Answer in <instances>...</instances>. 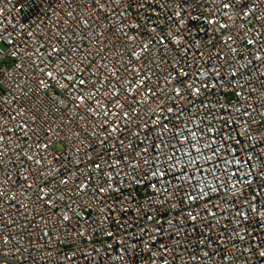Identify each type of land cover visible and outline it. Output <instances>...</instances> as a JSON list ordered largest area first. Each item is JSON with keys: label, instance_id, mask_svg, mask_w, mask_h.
Segmentation results:
<instances>
[{"label": "built area", "instance_id": "obj_1", "mask_svg": "<svg viewBox=\"0 0 264 264\" xmlns=\"http://www.w3.org/2000/svg\"><path fill=\"white\" fill-rule=\"evenodd\" d=\"M0 193V264H264V0H0Z\"/></svg>", "mask_w": 264, "mask_h": 264}, {"label": "snow or ice", "instance_id": "obj_2", "mask_svg": "<svg viewBox=\"0 0 264 264\" xmlns=\"http://www.w3.org/2000/svg\"><path fill=\"white\" fill-rule=\"evenodd\" d=\"M230 6H231V5H229V4H226V5H225V7H230ZM0 194H2V193H0Z\"/></svg>", "mask_w": 264, "mask_h": 264}]
</instances>
